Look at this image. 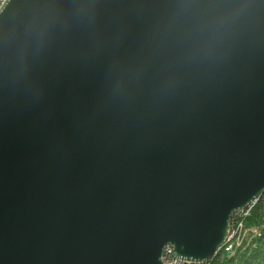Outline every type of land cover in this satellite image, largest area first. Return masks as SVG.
Returning a JSON list of instances; mask_svg holds the SVG:
<instances>
[{"label":"water","instance_id":"obj_1","mask_svg":"<svg viewBox=\"0 0 264 264\" xmlns=\"http://www.w3.org/2000/svg\"><path fill=\"white\" fill-rule=\"evenodd\" d=\"M41 2L0 8V264H166L167 245L211 259L264 192V0H242L238 38L176 96L131 105L109 77L146 46L130 0L53 33L26 78L5 72Z\"/></svg>","mask_w":264,"mask_h":264},{"label":"clouds","instance_id":"obj_2","mask_svg":"<svg viewBox=\"0 0 264 264\" xmlns=\"http://www.w3.org/2000/svg\"><path fill=\"white\" fill-rule=\"evenodd\" d=\"M246 7L242 0H130L131 14L148 23L146 46L141 59L110 67L112 100L131 105L144 90L156 102L176 96L238 38ZM100 15L101 0H42L26 36L10 51L6 46L5 72L26 78L53 33L92 30Z\"/></svg>","mask_w":264,"mask_h":264},{"label":"trees","instance_id":"obj_3","mask_svg":"<svg viewBox=\"0 0 264 264\" xmlns=\"http://www.w3.org/2000/svg\"><path fill=\"white\" fill-rule=\"evenodd\" d=\"M248 212L241 217V244L230 252L222 250L207 264H264V192Z\"/></svg>","mask_w":264,"mask_h":264},{"label":"built area","instance_id":"obj_4","mask_svg":"<svg viewBox=\"0 0 264 264\" xmlns=\"http://www.w3.org/2000/svg\"><path fill=\"white\" fill-rule=\"evenodd\" d=\"M5 1V0H4ZM3 5V4H2ZM0 5V8L1 6ZM254 201L252 204L248 205L246 208L237 209L234 210L231 214L230 220H229V226L227 230V235L224 240L223 245L217 250L215 255L204 262H190V261H183L174 256L173 248L169 245L165 246L163 249V255L161 257L162 261L166 264H207L209 261H211L217 254H219L222 250L223 251H231L235 247L239 246L241 244V240H243L245 235V228L243 227V224L241 222V217L249 211V208L252 207L257 201ZM249 213V212H248Z\"/></svg>","mask_w":264,"mask_h":264}]
</instances>
